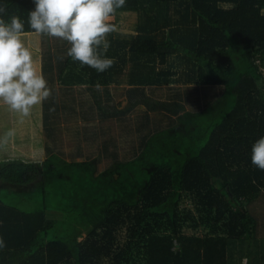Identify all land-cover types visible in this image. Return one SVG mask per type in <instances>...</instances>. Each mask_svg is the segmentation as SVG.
<instances>
[{
	"label": "trees",
	"instance_id": "1",
	"mask_svg": "<svg viewBox=\"0 0 264 264\" xmlns=\"http://www.w3.org/2000/svg\"><path fill=\"white\" fill-rule=\"evenodd\" d=\"M0 6L6 22L17 16L24 33L34 32L33 0ZM121 12L139 22L128 36H107L108 70L48 54V134L57 125V81L108 84L128 62L127 104L96 96L101 117L121 119L142 105L143 126L149 112L168 121L144 133L129 157L105 142L112 161L102 170L100 157L69 160L51 146L40 160L0 159V264H239L253 254L247 246L264 226V171L251 162L264 137V0H126L114 15ZM173 83L186 91L162 101L148 93ZM209 86L222 90L188 109V90ZM187 225L206 234H187Z\"/></svg>",
	"mask_w": 264,
	"mask_h": 264
},
{
	"label": "rangeland",
	"instance_id": "2",
	"mask_svg": "<svg viewBox=\"0 0 264 264\" xmlns=\"http://www.w3.org/2000/svg\"><path fill=\"white\" fill-rule=\"evenodd\" d=\"M110 21H116L115 32L128 36L135 32V27L139 22V15L136 12H121L112 16ZM26 47L32 53V58L39 74L43 75V65L47 61L48 54L53 61L56 56H66L70 44L60 38L49 35L26 32L22 36ZM174 57H172L173 60ZM130 62L122 67V72L116 75V81L108 84L99 83L91 86L89 82H76L67 85L62 81L56 82L58 119L57 125L54 123V136H49L48 128L44 121L43 102L33 106L27 117L11 110L8 105L0 100V116L3 121L10 123L7 119L10 112L15 113L13 120V135L7 138L6 143H0V157L14 158L22 157L31 160H40L46 156V148L51 146L55 151L61 152L69 160H85L89 157H100V170L107 167L112 161L111 155L104 151L105 142L108 150L114 146L116 153L120 157H129L140 142L141 136L154 129L155 126L167 123L168 117L161 112H149V125H142L148 111L142 105L133 111L124 114L123 118L110 117L103 119L99 109L96 96L103 105L123 108L127 104V89L129 87L128 77ZM181 67L175 68L179 73ZM76 72L81 71V66L75 67ZM264 71V69H263ZM57 76L56 74H54ZM177 76V75H176ZM175 77H173L174 79ZM57 77H55V80ZM170 85L148 87V93L157 100H169L171 94L177 91L185 92L186 86L178 83ZM153 88V89H152ZM221 86H209L196 94L189 89V97L186 102L187 108H196L220 93ZM50 99H47L48 101ZM4 113V114H2ZM145 118V119H144ZM8 127L7 124H3ZM7 127L5 130H7ZM2 129V131H5ZM11 131L8 129L5 134ZM5 136H0V141H4ZM12 144V145H11ZM13 149H12V148ZM11 155V157L9 156ZM187 207L193 208L188 203ZM187 234L205 235L206 229H192L189 225L184 228Z\"/></svg>",
	"mask_w": 264,
	"mask_h": 264
},
{
	"label": "clouds",
	"instance_id": "3",
	"mask_svg": "<svg viewBox=\"0 0 264 264\" xmlns=\"http://www.w3.org/2000/svg\"><path fill=\"white\" fill-rule=\"evenodd\" d=\"M28 24L37 34H47L70 44L67 55L82 66L102 73L114 60L105 53L110 47L107 36L115 26L109 23L126 0H33ZM6 9L0 6V100L9 108L27 117L33 106L47 100L52 91L42 74L37 72L32 53L22 36L24 22L17 16L6 22ZM102 49V51H101ZM54 110V109H52ZM5 134L3 142L12 136ZM251 162L264 171V137L254 142ZM4 242L0 238V248Z\"/></svg>",
	"mask_w": 264,
	"mask_h": 264
},
{
	"label": "crops",
	"instance_id": "4",
	"mask_svg": "<svg viewBox=\"0 0 264 264\" xmlns=\"http://www.w3.org/2000/svg\"><path fill=\"white\" fill-rule=\"evenodd\" d=\"M10 113L11 114H6V115H8V117H6V118L7 119H10L9 125L6 122H4V123L0 122V136H5V131H7L8 129H10L11 131L13 130V120L15 119V117H14L15 116V113H13V112H10ZM2 114H4V113H2ZM2 117L0 116V120L3 121V118ZM3 124H7L8 125V127L6 126L7 127V130H5L6 127H4ZM2 129H4L5 131H2ZM0 143L1 144H4L6 142H3L1 140ZM9 157H11V155ZM0 159H3V158L0 157ZM263 227L264 226H262V225L259 227V230H260L259 234L257 236L254 235L253 238H252L253 241L249 242V244L247 246V247H249L250 244H251V247L253 249L252 250L253 251V254L250 257H248V256L241 257V260L239 261L240 262L239 264H264V253H263L264 251H262V249H264V228ZM238 245L240 246V243H238ZM238 245H237V247L235 249L239 248ZM243 247H246V246L243 245Z\"/></svg>",
	"mask_w": 264,
	"mask_h": 264
}]
</instances>
